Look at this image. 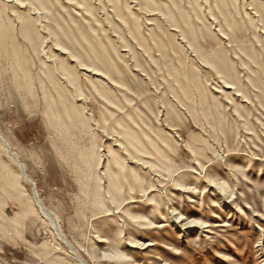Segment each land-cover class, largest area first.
<instances>
[{
	"label": "rangeland",
	"instance_id": "rangeland-1",
	"mask_svg": "<svg viewBox=\"0 0 264 264\" xmlns=\"http://www.w3.org/2000/svg\"><path fill=\"white\" fill-rule=\"evenodd\" d=\"M0 137L85 264H264V0H0ZM19 164L0 264H80Z\"/></svg>",
	"mask_w": 264,
	"mask_h": 264
},
{
	"label": "bare ground",
	"instance_id": "bare-ground-1",
	"mask_svg": "<svg viewBox=\"0 0 264 264\" xmlns=\"http://www.w3.org/2000/svg\"><path fill=\"white\" fill-rule=\"evenodd\" d=\"M242 99H243V98H242ZM242 99H241V100H242ZM0 143H1L4 147L7 148L9 155L12 156V157L16 160V162L19 164L17 156H16L15 154H13V153L10 151V148L8 147V145L6 144V142H5L1 137H0ZM19 166H20V170H21V174H22V177H23L24 182H25L26 184H29V185L33 186L32 191H33V200H34V202L36 203V205L38 206V208L40 209V211L45 215V218L47 219V221H49V222L55 227L56 234H57L58 238L60 239V241H62L63 245L69 250V252L72 254L73 258H75L76 261H78L80 264H85V262L82 261V259L80 258L79 254H78L77 250L75 249V247L73 246V244H72V243L66 238V236H65L64 233L59 229V227H57V226L55 225L54 220H53V218L51 217V215H50L49 213L45 212V210L43 209L41 203H40L39 200H38V197H37V195H36V191H35V189H34V184H33V182H32V181L28 178V176L26 175L25 170H24V168L22 167V165L19 164ZM201 173H202V172H201ZM198 174H199V173H198ZM209 186H210V185H209ZM144 191H145V190H142L141 192L144 193ZM145 192H146V191H145ZM217 193H219V196H221L222 199H223L224 197H228V198L231 199L232 196H233V194H229V195H228L227 190H225V189H223V188H220V192L217 190ZM226 193H227V194H226ZM222 194H223V195H222ZM225 195H226V196H225ZM228 202H230V201H228ZM169 213H170V215L172 216L171 219H172V218H175V214H174V212H169ZM176 217H177V218H176L177 223L183 221V219L181 218V216H180L179 214H177ZM188 225H189V224H188V222H187L186 224L182 225L181 227L185 228V227H188ZM223 226H225V225H223ZM223 226H222V227H223ZM261 246H262V245H261L260 243H259V244H256V247H261ZM260 251H262V249H261Z\"/></svg>",
	"mask_w": 264,
	"mask_h": 264
}]
</instances>
